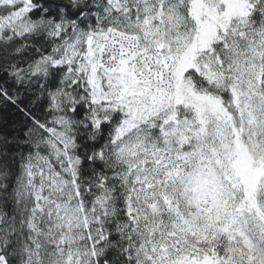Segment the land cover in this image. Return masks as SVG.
I'll list each match as a JSON object with an SVG mask.
<instances>
[{
  "label": "snow or ice",
  "instance_id": "1",
  "mask_svg": "<svg viewBox=\"0 0 264 264\" xmlns=\"http://www.w3.org/2000/svg\"><path fill=\"white\" fill-rule=\"evenodd\" d=\"M0 264H264V0H0Z\"/></svg>",
  "mask_w": 264,
  "mask_h": 264
}]
</instances>
